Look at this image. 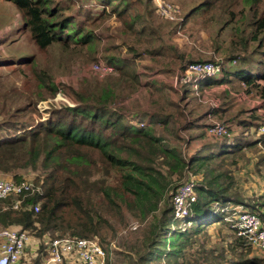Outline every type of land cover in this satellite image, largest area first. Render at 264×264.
Returning a JSON list of instances; mask_svg holds the SVG:
<instances>
[{"label":"trees","instance_id":"1","mask_svg":"<svg viewBox=\"0 0 264 264\" xmlns=\"http://www.w3.org/2000/svg\"><path fill=\"white\" fill-rule=\"evenodd\" d=\"M177 1L185 6L172 2L180 7L182 21L162 17L155 0H91L78 11L74 1L11 0L23 30L39 50L50 51L54 65L36 69V53L18 63L32 67L35 87L24 89L25 102L15 107L9 94L16 88L0 77L7 89L0 92V171L21 181L22 172L32 170L40 187L24 202V206L39 203L38 212L13 209L14 196L0 199V226L17 225L42 242L57 232L98 235L105 241L117 230L113 219L124 224L128 212L141 220L142 233L127 244V251H112L113 263L180 264L185 248L193 247L208 227L228 224L236 234L231 206L257 213L264 225V188L256 195L242 193L233 171L254 163L256 171L263 172L264 136L257 133L260 113L228 90L218 91L219 107L208 99L204 104L199 96L201 102L192 108L198 95L193 79L186 75L192 63H218L222 74L204 78L201 90L226 83L264 99V0ZM98 2L104 8L98 9ZM106 15L122 22V43L105 46L103 57H98L100 35L95 28ZM215 16H222V28L235 25L227 34L234 46L228 57L204 60L194 54L196 44L179 48L174 39L180 30L204 28ZM192 39L189 36L185 44ZM255 41L259 44L251 49ZM82 53L104 61L113 71L104 77L89 72L76 84L58 86L52 71L68 73ZM142 60L150 61L146 72L138 65ZM173 75L178 77L176 85L170 79ZM56 95L60 98L46 119L34 121V99ZM238 120L241 129L232 138L231 127ZM217 121L228 125V134L208 132ZM190 175L197 199L188 217L176 219L172 197ZM183 222L189 224L185 230L180 227ZM236 236L246 249L237 264H264V253ZM40 246L32 264H41L45 244ZM230 250L235 252V247Z\"/></svg>","mask_w":264,"mask_h":264},{"label":"rangeland","instance_id":"2","mask_svg":"<svg viewBox=\"0 0 264 264\" xmlns=\"http://www.w3.org/2000/svg\"><path fill=\"white\" fill-rule=\"evenodd\" d=\"M64 1H74L77 3V5L74 8V11H78L79 9H84L88 5V2L91 0H64ZM166 2H174L177 3V0H164ZM95 3V2H94ZM84 4V5H83ZM90 4V3H89ZM179 5H182L181 3H177ZM103 4H100L99 2L95 5L98 9L104 8V6H101ZM183 6V5H182ZM185 7V6H183ZM182 7V8H183ZM184 11V9H183ZM20 13L15 6L14 3L11 2V0H0V28L5 30L3 39L0 40V77L1 82L3 83L4 80L9 84L14 86L16 90L14 92H10V97L12 98V105L15 107L22 102H25L21 97V92L25 89H29L30 91H33L35 87V79L33 75V70L30 65L21 67L18 63L21 61H24L31 57L33 53H36L37 60L39 64H36V69H41V66L50 69V64L54 65L53 62H51L53 56L50 51L45 50H39L38 47L34 45L32 40L30 39L29 35L23 30V24H21V16L18 14ZM97 14V12L95 13ZM184 15V13H183ZM227 16V15H226ZM16 18V20H15ZM99 25L95 28V32L99 33V41H98V50H97V56L103 57V49L107 45H112L114 42L117 44L122 43V38L120 37L119 33L122 30V22L118 20L114 15H106L104 19L98 21ZM223 20L222 16H215L213 20H207L204 25L205 27L195 26L193 28L192 26L189 28H186L185 30H180V32L177 33V36H175L174 41H176L179 45V48L181 50H184L187 46L189 49L190 46H194L196 44V48L194 51V54L196 57L201 56L204 60L205 59H212L213 57L216 58V60H222L224 57H228V52L233 51L234 46L231 45V39L232 37H229L228 35L232 32V27H234V24H230L226 29L222 28ZM0 29V30H1ZM97 29V30H96ZM2 31V30H1ZM246 31H250L249 27L246 28ZM192 34V35H190ZM228 34V35H227ZM193 37L191 44H185L188 40V37ZM236 40L239 39L238 35H234ZM196 39V40H194ZM259 44V41L253 42L251 45V49L256 47ZM217 45H219L220 48H217ZM123 52H126V47H123ZM251 51V50H250ZM57 54V51H56ZM81 58L72 63L70 66V71L68 73H60L59 71L56 72L53 70L54 73V80L58 84V86L61 87L62 84H76L78 80L82 79L83 77L89 75V67L92 65L93 62H95V59L92 58V56L87 55L86 53L80 54ZM85 59L88 61L86 62ZM16 62V63H15ZM12 65H8V64ZM150 63L149 60H142L139 61L138 65L141 66L142 70L144 72L147 71L145 66ZM6 64V65H5ZM187 75V74H186ZM170 79L174 80V84H177L178 77L176 75H173ZM224 84V83H222ZM226 84V83H225ZM221 85V84H220ZM213 86V87H219ZM206 86L205 80H201L198 83V86H195L196 88V95L198 97L195 99V101L191 104V107L195 104V102H201L200 98L204 100V104H207V98L203 97V90H201L202 87ZM228 90L231 94L233 92H240L245 90L236 91L232 89L230 85H228ZM11 88V87H9ZM8 88V89H9ZM231 88V89H230ZM7 89L0 84V92L6 91ZM224 89H219L218 91H221ZM247 92V91H246ZM216 94L220 97L219 93L216 92ZM250 95L251 99L257 100L258 98H262L259 95L248 93ZM234 95V94H233ZM57 96V95H56ZM200 96V98H199ZM237 98V97H236ZM9 103L10 100L8 98H5ZM221 99V97H220ZM35 101V108L32 110V118L34 121L39 120H45L49 111V108H51V105L55 102L54 96L47 97L46 99H40L38 100V97L34 99ZM237 101H239L237 99ZM240 102V101H239ZM221 103V102H220ZM240 103H249L250 105H254L251 102H240ZM211 105V103H209ZM2 103L0 102V107ZM197 107V106H196ZM254 107V106H253ZM256 109V108H255ZM199 111H201V107H199ZM204 111V110H203ZM220 122V121H217ZM240 124L239 120L237 124H234L231 127V137L237 136L238 130H240ZM194 147H191V150ZM253 157V161L256 158H254V155L251 154ZM251 163L248 165L250 166ZM248 166L241 165L240 168L233 167V171H235L239 183V187L242 193L247 190L248 192H251L256 195V190L259 192L263 185L259 181L264 180V168H262L263 172H257L256 165H251L250 168ZM239 167V166H238ZM113 174V173H112ZM112 174L110 179L112 178ZM23 180H30L34 182V178L37 175V173L33 172L32 170H25L22 172ZM99 174H96L98 176ZM96 176L94 178H96ZM194 178L192 175H190V178ZM0 178L1 179H14L12 175L5 174L0 171ZM38 186V184H36ZM39 187V186H38ZM250 188V189H246ZM40 189V187H39ZM264 193V192H262ZM250 195V193H249ZM163 203L161 202V205ZM233 207L231 206V209ZM125 223L123 224L121 221H117L115 218L113 219L112 224L114 227L116 226L117 230L116 232L113 230V233L107 235L105 241H103L100 236L95 235L99 237L103 245L108 249L110 252V264H114L115 262V256H113L112 251H127V244L132 243L133 240L136 237H139L142 233V227L143 223L140 219L135 218L132 216V214L126 212L125 217ZM189 224H185L183 222L180 227H183V230H185L188 227ZM228 224L223 223H217L216 225L210 226L207 228V234L201 235V239L194 243L193 247L187 246L184 250V253H186V256L181 258L179 260L180 264H237L238 261L245 258L243 256V253H245L246 249L243 248L242 245H239L236 239V234L238 232H235L231 230ZM12 227V226H10ZM13 227L20 228L17 225H14ZM136 227V228H135ZM29 232V231H28ZM60 232L55 233V236H64L60 235ZM70 234V233H66ZM29 235L31 236V244L28 246V251H26V255L23 257L21 264H31L33 263L35 259V253L38 251L39 248V240L34 235H32L29 232ZM44 243V242H43ZM247 244V242H245ZM235 247V252H231L230 248ZM251 255L254 254L253 249H251ZM127 253V252H125ZM129 264H132V261L128 262ZM153 264H168L166 261H159L155 262Z\"/></svg>","mask_w":264,"mask_h":264},{"label":"built area","instance_id":"3","mask_svg":"<svg viewBox=\"0 0 264 264\" xmlns=\"http://www.w3.org/2000/svg\"><path fill=\"white\" fill-rule=\"evenodd\" d=\"M155 5L158 7L162 17L170 19L171 21L183 20L180 16V7L174 3L155 0ZM1 30L0 40L3 39L5 33V30ZM113 69L112 66L100 60L93 62L88 70L99 77H104L111 73ZM222 70L221 64L206 61L190 64L186 69V74L189 78L193 79L194 86H198V81L209 76H219L222 74ZM220 88L224 90L229 89L228 85L224 83L219 87L205 88L203 90L208 102L213 107H219L220 105L221 99L216 94ZM232 93L240 102H251L254 104L253 106L256 107L262 117L257 127V133L258 135L264 136V99H251L246 91H232ZM58 98H60L59 95L55 97V100ZM208 132L215 136L226 135L229 132L228 125L223 122H215L209 128ZM194 180L191 177L181 183L172 197L174 217L176 219H185L188 217L190 214V206L197 199ZM39 191V187L33 181H16L15 179L6 180L0 178V199L3 200L14 196L12 207L15 210L30 208L38 212L40 210L39 203H30L27 204L28 206H24V202L27 195L39 193ZM232 209L234 210V227L237 228L238 234L257 251L264 253V225L260 216L243 206H235ZM30 237L27 230L13 226H0V264H21L23 257L26 255V251H28V246L31 244ZM43 242L45 244V252L41 254V264H110L109 252L97 236H55L47 237ZM43 242L39 240V248L35 253L36 257L39 254L40 245Z\"/></svg>","mask_w":264,"mask_h":264},{"label":"crops","instance_id":"4","mask_svg":"<svg viewBox=\"0 0 264 264\" xmlns=\"http://www.w3.org/2000/svg\"><path fill=\"white\" fill-rule=\"evenodd\" d=\"M15 20H16V18H15ZM22 24V23H21ZM260 183H261V181H259ZM262 185V184H261ZM263 186H264V182H263ZM250 189V188H249ZM264 191V190H263ZM256 192H257V194H259V191L258 190H256ZM248 193H251V192H248Z\"/></svg>","mask_w":264,"mask_h":264}]
</instances>
